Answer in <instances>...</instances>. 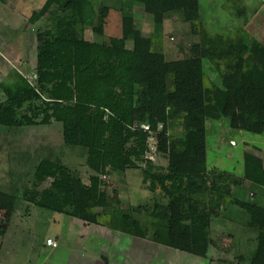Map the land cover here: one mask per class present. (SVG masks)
Returning a JSON list of instances; mask_svg holds the SVG:
<instances>
[{
	"label": "trees",
	"instance_id": "obj_1",
	"mask_svg": "<svg viewBox=\"0 0 264 264\" xmlns=\"http://www.w3.org/2000/svg\"><path fill=\"white\" fill-rule=\"evenodd\" d=\"M135 1L153 20L148 35L120 9L113 21L117 34L106 36L110 9L96 8L92 0H46L33 11L29 25L36 29L35 73L32 81L20 76L14 85H1L0 127L60 124L63 142L87 151L91 175L85 184L69 167L42 159L22 200L184 253L194 251L192 220L201 215L195 196H208L209 207L213 203L218 209L220 201L240 208L264 231V207L234 197V189L246 181L264 187L263 159L246 153L241 177L209 170L206 128L208 121L226 118L235 131L264 134V45L233 46L242 57L251 56L259 82L231 63L233 88L218 86L205 79L204 61L210 59L203 45L192 44L191 55L176 61H168L163 50L162 32L172 14H180L191 34L199 35L200 0ZM231 2L237 4L234 17L248 23L246 9L238 0ZM89 31L103 40H88ZM219 73L227 77L223 69ZM175 127L182 130L180 138L173 134ZM154 137L156 153L167 157L165 169L147 157ZM129 169L142 172L143 187L155 195L151 203L125 209L116 190L110 196L103 178ZM16 201L0 190V211L13 210ZM145 223L154 229L151 236ZM249 262L264 264V253H255Z\"/></svg>",
	"mask_w": 264,
	"mask_h": 264
},
{
	"label": "rangeland",
	"instance_id": "obj_2",
	"mask_svg": "<svg viewBox=\"0 0 264 264\" xmlns=\"http://www.w3.org/2000/svg\"><path fill=\"white\" fill-rule=\"evenodd\" d=\"M45 2L46 0L7 1L10 7L19 9L20 15L25 20V38L22 19L0 2V85L12 84L17 72L24 73L29 80L33 78L36 68L37 41L36 29L29 25V19L33 11L41 8ZM92 2L96 8L110 9L105 28L106 36L117 34L113 33V21L116 16L120 17V9L133 16L137 27L145 34H150L154 29L152 18L144 13L142 5L135 0H92ZM228 2L229 0H200L202 18L199 22V35L191 34L190 25L182 19L180 14H172L165 22L162 37L163 50L168 61L186 59L191 55L192 44L203 45L208 52L207 59H210V61H204L206 81L232 89L234 68L235 71L243 72L255 82L260 80V75L251 66V56L242 57L233 46L239 42L247 48H250L254 42L264 45V0H238V4L247 11L245 17L248 18V23L243 21L245 18L241 20L234 17L237 4L232 3L231 0L230 3ZM18 20H20L19 25ZM44 24L43 22L41 26ZM86 38L95 42L103 40L90 31L86 34ZM12 40H15L14 45L11 44ZM8 43L10 49L6 53V58L1 51ZM247 50L245 53L248 52ZM17 55L20 60H25V63L20 61L12 63V60L18 59ZM211 56L214 59L211 60ZM231 63L234 68L228 69ZM215 64L218 66L216 67ZM13 66L15 69L12 68ZM222 69L227 77L220 75L219 70ZM169 90H174L172 77H169ZM3 100L4 94L0 91V102ZM206 128L209 170L217 168L221 172L241 177L244 174L246 153L259 156L264 161V134L255 135L235 131L230 128L229 120L226 118L208 121ZM173 134L180 138L181 128L175 127ZM149 145L151 151L147 156L148 159L157 167L165 169L168 164L167 157L156 153L155 137L150 139ZM86 153L87 151L83 148L67 146L63 142L62 127L57 123L51 126L20 129L0 127V190L17 197L13 210L0 211V264H91L93 261H103L104 264H114L117 261L121 264H145L140 263L143 258H135L134 250L130 245L132 241L130 236H119L120 239H115L113 243L104 238L99 241L92 235L97 236L93 231H102L99 228L100 225H91L92 235L88 236L89 230L83 226L82 220L47 211L22 200L23 191L32 184L37 165L45 158L69 167L85 184H88L91 172L86 166ZM103 180L109 186L108 192L111 197L113 190L119 191V199L125 209L129 206L151 203L155 197L143 187V175L140 170L129 169ZM204 181L200 180L201 183H206L207 179L204 178ZM49 184L50 181L43 188L48 187ZM252 192L256 193V197L251 196ZM204 196L203 199L195 196V200L200 202L198 212L201 214L192 220L195 246L203 244L208 236L210 241L216 240L217 235L220 234L224 251L216 255L222 256L224 260L222 263L249 264L250 258L260 252L258 251L260 229L252 225L249 216L240 208L233 206L227 208L225 207L227 204L223 206L220 201L216 204L219 206L218 211L222 213V217L220 214V219L211 220L208 217L209 210L213 208L216 215L217 208L213 206V203H210L211 207L207 206L209 197ZM234 197L245 202L263 205L264 188L246 184L234 189ZM208 222H210L209 230ZM146 228L149 229V236H151L154 229L149 225H146ZM229 232L235 235L233 241L230 240ZM83 236L85 237L82 238ZM48 238L56 241L58 248L47 246ZM111 244H113L112 249ZM180 254L183 260L178 259L177 263L175 261L173 264H180L182 261H184L182 264H198L191 261L194 260L193 256ZM104 255L107 257L106 261L101 258ZM240 255L244 257L243 260L238 259ZM206 260L203 259L202 263L210 264L208 261V263L205 262ZM164 262L158 257L152 264H164Z\"/></svg>",
	"mask_w": 264,
	"mask_h": 264
},
{
	"label": "crops",
	"instance_id": "obj_3",
	"mask_svg": "<svg viewBox=\"0 0 264 264\" xmlns=\"http://www.w3.org/2000/svg\"><path fill=\"white\" fill-rule=\"evenodd\" d=\"M7 1L8 0H0V2L4 3L7 7H9L12 10L13 13H16L18 15V18L19 19H22V26H23L22 28L24 30L23 31V33H24L23 34V37L25 38V33H26V27H24L26 25L24 23L25 20L20 15V12L18 11L19 9H16V8L14 9L13 6L10 7L8 5ZM200 10H201V8H200ZM19 24H20V20H18V25ZM12 41L13 42H11V44L14 45L15 40H12ZM9 47H10V45L8 43L7 45L3 46V49L1 51L2 52V55H5L6 58H7L6 53L10 49ZM17 57H18V59L17 60H12L13 61L12 63H14V61L16 63L19 62V61L25 63L24 62L25 60H20L19 59V55H17ZM12 68L15 69L14 66ZM20 76L26 78V76L24 75V73L21 74V73L17 72V76H16L15 79H13V83L12 84H5V85H14L15 83L18 82ZM1 85H3V83ZM1 85H0V87H1ZM0 91H1V89H0ZM232 143L234 144V142H232ZM246 184H253V183H250V182H247L246 181V182H244L242 184V187L244 185H246ZM253 185L255 186V184H253ZM261 188H264V187H261ZM251 196L256 197V193L255 192H252L251 193ZM119 198H120V196H119ZM120 201H121V199H120ZM249 203H255V202H249ZM121 204H123L122 201H121ZM259 206L264 207V204L263 205H259ZM226 207L227 208H230L228 206H226ZM209 211H210V215L208 214V217L211 218V220L213 218L220 219L222 217V213H220V211H218V209L216 210V215L214 214V211L215 210L213 208H210ZM209 211L207 210V212H209ZM220 214H221V217H220ZM209 224H210V222H208V225H207L208 230L210 229L209 228ZM247 224H248V222H247ZM91 225L92 226L93 225L94 226H99L97 224H86V223H84L83 226L89 230L88 236L89 235L90 236L92 235L90 233L91 230H92L90 228ZM99 228H101V230L103 232L102 231H98V230L97 231H93V232H96L97 236L92 235V236L98 238L99 241H102V239L104 238V239L109 240L110 243H113L114 241H116L115 239H120L119 236H122V237H124V236H130L132 238L131 239L132 241H131V244L130 245L132 246V249L134 250V253H135V256H136L135 258L136 259L143 258V259L140 260V263L152 264V263H154V260L155 261L157 260L158 257L161 258L163 262L164 261L167 262L166 264H173V263H175V261L177 263V260L178 259H182L180 253H184V252L175 250V249H173V248H171L169 246H165L163 244L156 243V242H154L149 237H147V238L134 237V236H131V235H128V234L123 233L121 230L114 229V228L107 227V226H99ZM229 231H231V230H229ZM229 233H230V236H231L230 237V240L233 241L234 238H235V235H233L231 232H229ZM255 233H256V231H255ZM221 235H223V234L221 233ZM217 236H218V238H216V240L213 239V240L210 241L209 240V236L205 240L202 239V240H204V243L203 244L200 243L199 246L198 245L197 246H194L193 253H184V254H188L190 256H193L194 257V260H191V261H194V263L203 264L202 263V260L203 259H207L205 262L208 261L210 264H224L225 262L222 263L224 261L222 259V256L221 255H216V253L221 252V251H224V249H223L224 247H222V246H224V243L221 244L222 238H220V234H218ZM84 237L85 236H83L82 238H84ZM48 239H50V238H48ZM147 239H148V241H146ZM258 241H259V243H258L259 244L258 245V251L264 253V249H263V246H264V231H262L261 229H260V234L258 236ZM210 242H211V245H210ZM206 245H207V247H206ZM112 246H113V244L110 245V248L111 249H112ZM122 252H124V251H122ZM105 254H107V252H105ZM115 255H117L116 252H115ZM101 258H102V260H105L106 261V258L107 257H105V255H104V256H101ZM238 259L243 260L244 257L240 255V256H238ZM165 262H164V264H165ZM178 263H180V262L178 261ZM182 263H184V261H182L180 264H182ZM88 264H90V263H88ZM91 264H104V262L103 261H97V262L96 261H93V262H91ZM114 264H121V263H119L117 261ZM249 264H250V262H249Z\"/></svg>",
	"mask_w": 264,
	"mask_h": 264
},
{
	"label": "built area",
	"instance_id": "obj_4",
	"mask_svg": "<svg viewBox=\"0 0 264 264\" xmlns=\"http://www.w3.org/2000/svg\"><path fill=\"white\" fill-rule=\"evenodd\" d=\"M145 129H148V128L145 127ZM47 246L56 249V248H58V243L56 241H54V240L48 239L47 240Z\"/></svg>",
	"mask_w": 264,
	"mask_h": 264
}]
</instances>
